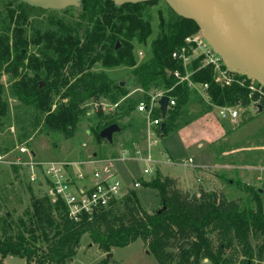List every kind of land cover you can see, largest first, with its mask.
Instances as JSON below:
<instances>
[{"label": "trees", "instance_id": "trees-1", "mask_svg": "<svg viewBox=\"0 0 264 264\" xmlns=\"http://www.w3.org/2000/svg\"><path fill=\"white\" fill-rule=\"evenodd\" d=\"M153 2L116 6L110 0H81L79 8L69 7L61 10L60 17H47L44 28L37 27L39 22L32 26L31 16L58 12L22 2H17L13 10L4 7L0 76L12 79L10 98L34 112L33 128L39 126V134L73 137L83 107L88 102L99 105L104 98L110 106L116 105L115 112L106 116L98 110V122L90 133L94 144L106 143L99 137L102 129L127 118L141 101L147 103L150 94L169 89L166 95L175 100V106L162 120L164 128L154 131L163 138L175 129L181 110L191 101V91L186 84L175 85L172 73L183 75L184 71L171 54L198 29L171 10L173 17L168 22L158 15V33L150 42L151 58L137 65L133 49L145 45L151 35V17L146 9ZM198 63L192 64L193 70ZM97 65L103 69L130 68L133 88L140 90L143 98L129 99L125 86L113 84L102 72L92 71ZM190 80L208 84L211 106L250 104L243 88L220 89L207 69L195 72ZM259 107L264 110V102ZM7 112L0 85V129ZM154 115L159 117L157 112ZM138 142L134 138L129 148L134 150ZM108 146L113 148L114 141ZM118 151L112 158L119 155ZM141 184L155 190L160 198V209L151 214L139 206L132 190L107 209L92 217L82 215L76 221L68 218L61 202L31 196L16 222L8 214L0 219V259L16 257L24 264H64L73 258L84 235L103 254L140 240L157 264H201L205 259L210 264H252L264 256V211L255 189L244 186L246 197L237 200L202 188L190 194L178 189L175 179L158 171Z\"/></svg>", "mask_w": 264, "mask_h": 264}, {"label": "rangeland", "instance_id": "rangeland-1", "mask_svg": "<svg viewBox=\"0 0 264 264\" xmlns=\"http://www.w3.org/2000/svg\"><path fill=\"white\" fill-rule=\"evenodd\" d=\"M17 2L20 1L0 0V21L2 16H5L4 7L16 9ZM146 10L151 17V35L145 45L134 46L133 57L137 65L151 58L150 42L158 33V15L165 22L173 17L162 0L154 1ZM55 11L59 14L43 13L39 14V17L31 16L29 21L33 23L32 26L39 22L37 27L44 28L47 17L61 16V10H53ZM138 53L141 55L139 56ZM92 71L104 73L113 84L122 82L129 93V99L137 101L143 98V93L133 88L130 68L118 66L103 69L97 65ZM12 82L9 76L3 74L0 76L3 98L8 108L6 119L0 129V219L8 214L10 219L16 222L28 207L30 197H40L46 192L44 187L46 184L38 187L29 183L28 178L31 175H37V180H40L39 172L29 167V164L62 160L72 163L78 161L85 163L84 161L89 159L99 161L107 157L111 158L120 149L131 150L129 145L134 138L139 140L136 148L139 147L144 151L148 147L154 160L165 162L169 159L173 163L161 164L155 172L158 171L162 176L175 179L177 188L182 192L193 194L202 188L217 193L222 192L228 200H237L245 199L246 194L243 189L244 186H249L257 192L261 191L258 194L264 211V110L259 112L255 106H249L240 113V117L234 123L229 120L221 121L214 106L204 99L199 101V97L202 98V91L200 87L195 86V89H190L191 101L181 110L175 129L167 132L163 138L151 135L149 132L147 135L145 116L133 111L127 118L117 122L120 128L124 127V130L114 135V146L110 148L106 141V143L94 144L90 133L98 122L96 119L98 110L106 116L115 112V108L109 105L107 99H100L102 107L92 102H88L83 107L84 112L73 137L69 139L59 136L46 137L39 134V126L33 128L34 112L10 98L9 87ZM120 102L123 104L124 101ZM121 103L119 106H122ZM28 118L30 120L27 121ZM20 147H24L25 153H19ZM17 159L22 164H16V161L19 162ZM183 160H190L191 165L180 166ZM149 166L142 162H114L111 164V169L114 173L112 180H117L125 188L131 189L139 206L146 213L151 214L160 209V198L155 190L147 189L141 184L153 178L154 173L143 174V170ZM103 168L104 164L85 166L73 164L67 170H70V174L71 171L76 173L81 170L87 175L88 181L90 177L92 178L93 172H101ZM135 182L139 183V187H132ZM108 254L111 256L109 262L106 254L100 252L91 244L87 235H84L73 258L64 264H157L140 240L126 247L111 248ZM24 263L16 257L0 259V264ZM201 264L210 263L203 261ZM252 264H264V256Z\"/></svg>", "mask_w": 264, "mask_h": 264}, {"label": "built area", "instance_id": "built-area-1", "mask_svg": "<svg viewBox=\"0 0 264 264\" xmlns=\"http://www.w3.org/2000/svg\"><path fill=\"white\" fill-rule=\"evenodd\" d=\"M140 56L141 53H138ZM172 60L179 63L184 71L183 75L179 71L172 73L173 77L177 80L175 85L186 84L189 89H195V86L201 88L202 99L209 102L207 90L208 84H194L190 77L197 71L207 69L211 73L212 82L220 89H226L233 86L243 88L250 101L249 106H255L260 111L259 105L264 102V86L257 83L254 80H248L243 76L237 75L228 70L222 63L220 57L213 52V50L207 45L199 31L193 35L187 36L184 39L183 46L176 48L171 54ZM198 61V66L193 70L192 64ZM166 92H157L150 94L147 103L140 102L136 108V112L145 116V131L147 135L149 133L155 134V129L160 127L162 119L160 117V111L158 106V100L162 96H167ZM168 97L167 112L172 110L175 106V100L172 97ZM96 105V104H94ZM103 105L100 104V107ZM114 108L116 105H112ZM247 106V107H249ZM247 107H243L240 103L235 106H220L215 107L218 110V118L220 120H229L234 123ZM159 113V117H155V113ZM166 112V114H167ZM149 132V133H148ZM19 153H25L24 147L18 148ZM119 155L115 158L107 157L106 159L95 161L90 160L80 165L91 164H104V168L101 172L95 171L87 181V175L82 172L70 174L67 169L73 163L68 162H50V163H31L29 167L35 168L39 172L40 180H37V175H31L28 178L29 183L36 184L38 187L46 184V192L43 196L49 199V201L61 202L66 211L68 218L76 221L82 215L92 217L95 213L107 209L108 206L119 199L124 194L131 190L125 188L117 180H112L113 172L107 176H104L100 181L103 173L109 172L111 164L114 162H142L146 165H150L143 170L144 175H155L156 169L161 164H173L169 159L165 162L154 160L149 152V148L142 151L139 148L134 150H120ZM16 164H22L17 159ZM191 165L190 160H183L180 164L182 167H188ZM112 180V181H111ZM133 188L139 187V183L132 184Z\"/></svg>", "mask_w": 264, "mask_h": 264}, {"label": "water", "instance_id": "water-1", "mask_svg": "<svg viewBox=\"0 0 264 264\" xmlns=\"http://www.w3.org/2000/svg\"><path fill=\"white\" fill-rule=\"evenodd\" d=\"M43 10L79 8L81 0H18ZM116 6L149 3L156 0H110ZM178 17L192 22L207 45L231 72L264 86V0H162ZM44 83H40L42 87ZM120 86H124L122 82ZM98 102V97H95ZM168 97L158 100L160 117L166 116ZM164 123L160 129L164 128ZM121 128L109 125L99 137L112 144ZM112 173H103L104 176ZM258 193H261L259 190ZM215 203V200H214ZM160 213V211H158ZM148 253V252H147ZM110 254H106L109 262ZM207 260L205 259L204 262Z\"/></svg>", "mask_w": 264, "mask_h": 264}, {"label": "crops", "instance_id": "crops-1", "mask_svg": "<svg viewBox=\"0 0 264 264\" xmlns=\"http://www.w3.org/2000/svg\"><path fill=\"white\" fill-rule=\"evenodd\" d=\"M222 121V120H221ZM136 147H137V145H136ZM136 147L134 148V149H136ZM139 148V147H138ZM139 149H141V148H139ZM143 149V148H142ZM147 149V148H146ZM91 159H89V160H87V161H84V162H88V161H90ZM60 162H68V163H72V162H69V161H66V160H62V161H60ZM82 162H74L73 164L74 165H78V166H85V165H80ZM201 167H202V165H201ZM71 169V168H70ZM70 171V170H69ZM112 172H113V170H111ZM72 173H74L73 171H71ZM79 172H82L81 170L79 171ZM77 173V172H76ZM83 173V172H82ZM114 174V173H113ZM211 191V190H210Z\"/></svg>", "mask_w": 264, "mask_h": 264}]
</instances>
